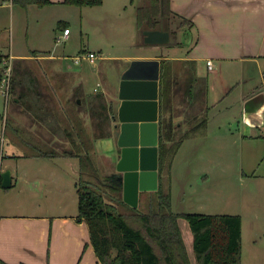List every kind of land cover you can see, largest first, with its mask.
I'll use <instances>...</instances> for the list:
<instances>
[{"label":"rangeland","instance_id":"rangeland-1","mask_svg":"<svg viewBox=\"0 0 264 264\" xmlns=\"http://www.w3.org/2000/svg\"><path fill=\"white\" fill-rule=\"evenodd\" d=\"M131 1L138 5L140 0L124 1L130 11ZM120 2L103 0L97 5L64 4L46 8L35 5L29 10L18 6L14 16L10 15L0 30L1 50L16 57L31 52L29 61L42 65L44 69L50 68V76L54 80L59 78L55 69L57 61L46 58L49 53L37 48L49 50L61 59L63 68L80 72L78 74L84 82L78 87L82 86L88 94L103 92L109 94L108 98H113L120 86L123 68L132 60L130 58L158 52L155 44L145 42L142 30L134 26L135 15L124 12V4ZM60 18L69 22L72 34L59 42L57 35L62 33H57ZM228 30L231 29L228 27ZM194 32V38L186 39L187 45L196 38L197 32ZM90 51L96 53L94 62L86 58L80 64L75 61L76 56H85ZM4 57L0 54L2 77L13 63ZM213 62L216 71H209L206 61H196V74L207 80L209 119L205 132L184 140L173 160L172 209L184 213L241 215L242 264H264V122L260 126H252L245 122L242 114L245 100L249 98L247 93L256 89L264 92V62L250 55L234 53L214 58ZM76 88H63L68 99L75 96ZM5 90L6 86L0 79V173L8 169L12 171L16 163L20 175L25 177L38 175L48 178L59 171L68 181L74 182L77 195V156H68L64 163L59 162L63 157L21 156L18 159L15 156L23 154V149L12 145L5 136L3 120H6L10 106L18 107L13 102V94L7 96ZM107 94H104L106 98ZM80 98L83 102L85 96L82 94ZM81 114L91 126L90 112L83 107ZM110 139L108 136L95 139V155L99 164H104L108 172H114L116 164L110 158L113 148ZM41 184L46 189V184ZM7 189L0 186V212L8 199L19 200V191H27L17 185ZM8 205H11L13 213L19 206L17 200ZM179 223L184 234L188 229L192 232L187 218L180 217ZM192 251L191 248L193 255Z\"/></svg>","mask_w":264,"mask_h":264},{"label":"trees","instance_id":"trees-1","mask_svg":"<svg viewBox=\"0 0 264 264\" xmlns=\"http://www.w3.org/2000/svg\"><path fill=\"white\" fill-rule=\"evenodd\" d=\"M14 2L22 6H43L51 1ZM64 2L86 6L101 4L103 0ZM173 14L172 0H142L137 10V25L142 30L159 28L162 17ZM187 25L191 28L192 21L183 18L178 27ZM28 62V59H17L12 66L10 93L18 108L9 107L5 136L12 145L23 149V154L16 156L78 157L76 218L88 224L91 243L102 264H192L180 217L189 221L197 264H242L241 215L184 213L172 209L173 160L184 140L205 132L209 119L207 82L198 79L196 61L161 59L159 186L141 191L138 207L123 199L118 173L108 172L95 155V139L112 135L113 104L103 92L86 94L82 86L68 99L61 85L53 88L51 78L46 77L39 64ZM83 107L90 112L91 126L81 114ZM24 113L52 128V132L31 130L29 122L20 116ZM180 116L184 121L177 119Z\"/></svg>","mask_w":264,"mask_h":264},{"label":"crops","instance_id":"crops-1","mask_svg":"<svg viewBox=\"0 0 264 264\" xmlns=\"http://www.w3.org/2000/svg\"><path fill=\"white\" fill-rule=\"evenodd\" d=\"M50 1V3L43 6H37L46 8L48 6L66 4L64 0ZM116 1H121L120 3L124 4V12H131L135 15L133 18L134 26L137 27V30H142L137 25V10L142 5V0L138 1V5H134L133 1H131V11L124 2L126 0ZM35 5L22 6L16 4L14 0H0V30L7 22L9 16H14L18 6L29 10L30 7ZM133 9L135 10L134 12ZM172 9L175 14L170 18L164 19L162 17L163 27L171 31L170 42L155 44L158 50L156 53L133 56L130 59L158 58L161 60L167 57L196 59V61L202 60L207 63L208 59L213 61L214 58L228 57L229 54L234 53L250 55L264 62V0H172ZM183 18H188L192 21L193 25L191 28L189 26H186L187 28L178 27ZM69 25L66 19L60 18L57 33L63 32ZM228 27L233 33L228 30ZM194 31L197 32V36L192 44L187 45L186 39L191 36L194 38ZM1 48L3 46L0 45V54L5 55L4 59L12 60V66H14V61L17 59L31 60L29 59L31 52L23 57H16V55L3 52ZM37 50L49 53L46 58L57 61L55 69L57 74H59V78L54 80L50 76V68L44 69L42 65L40 66L45 70L46 77L51 78V84L54 89L61 85V90L63 91V88L65 90L68 88L72 89L83 84L84 80L78 74L80 72L74 73L63 68L61 59L51 54L49 50L38 48ZM29 63L32 62L29 61L27 64ZM31 65L33 66V64ZM129 65L130 62L123 70L125 71ZM1 66L2 63L0 62V68ZM207 68L209 71H216L214 62L213 68H209L208 64ZM197 77L198 79H204L202 76L197 75ZM119 89L120 86L113 98H108L109 94L104 93L107 94L108 102L113 104L114 111L111 117L117 113ZM95 90L98 89L95 88ZM84 92L86 93L85 90ZM261 92L262 90L259 89L253 90L247 93L246 97L250 99ZM242 110V114H244V107H242ZM262 115L264 116V110ZM262 115H253L247 120L245 119V122L252 126H260L264 122ZM20 116L24 122H29L31 130L52 132V128H46V125L33 121V117L29 113H24ZM180 117L179 120L182 119V116ZM5 121L3 120L4 127ZM115 123L116 121L112 118V135L109 137L113 147L110 158L116 164L120 151L118 146L119 130L115 127ZM68 156H60L63 157V161L59 159V162L64 163V159H68ZM19 157L21 156H18V159ZM11 174V187L13 188L14 185H17L18 187H25L27 191H23L25 189L19 191V200L8 199L6 207L0 212V264H102L91 243L88 224L85 221L80 222L76 218L79 195L78 192L77 195L75 193L73 181H68L66 176L59 171L48 176V178H41L38 175L25 177L20 175L17 163ZM42 182L46 184V189L42 186ZM41 190L42 193L40 194ZM23 195H25L24 200L22 199ZM12 200H17L19 204V206L15 207V213H13L11 205H8ZM183 236L191 262L192 264H197L193 246V233L188 229L187 234L183 233ZM191 248L193 249V255L191 254Z\"/></svg>","mask_w":264,"mask_h":264},{"label":"water","instance_id":"water-1","mask_svg":"<svg viewBox=\"0 0 264 264\" xmlns=\"http://www.w3.org/2000/svg\"><path fill=\"white\" fill-rule=\"evenodd\" d=\"M143 37L149 44H166L171 31L161 24L160 28L144 29ZM160 77V59H133L121 76L118 109L112 115L120 148L115 171L123 186V199L134 207L139 206L141 191L159 186ZM263 110L261 92L245 102V119L262 115ZM0 178L3 188L12 186L11 170L2 171Z\"/></svg>","mask_w":264,"mask_h":264},{"label":"built area","instance_id":"built-area-1","mask_svg":"<svg viewBox=\"0 0 264 264\" xmlns=\"http://www.w3.org/2000/svg\"><path fill=\"white\" fill-rule=\"evenodd\" d=\"M70 33H71L70 27H66L63 30L62 34L61 35L59 34L57 36V41L60 42V41L65 40L70 35ZM85 58L89 59L91 62H94L95 58H96V53L91 51V52H88L87 55H85V56H76L75 61L80 62ZM207 64H208L209 68H213V61L211 59L207 60ZM2 75H3V73H1L0 79L3 82V84L6 86L5 92L8 96L10 93L9 89H10V84H11L12 66H8L7 72L5 73V75L3 77H2Z\"/></svg>","mask_w":264,"mask_h":264}]
</instances>
